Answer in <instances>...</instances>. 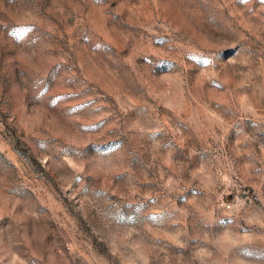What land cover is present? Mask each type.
Masks as SVG:
<instances>
[{
    "label": "rangeland",
    "instance_id": "1",
    "mask_svg": "<svg viewBox=\"0 0 264 264\" xmlns=\"http://www.w3.org/2000/svg\"><path fill=\"white\" fill-rule=\"evenodd\" d=\"M0 264H264V0H0Z\"/></svg>",
    "mask_w": 264,
    "mask_h": 264
}]
</instances>
